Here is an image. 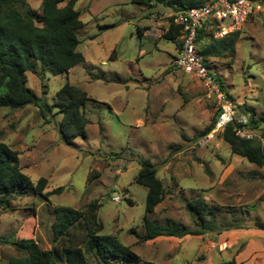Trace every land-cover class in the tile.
Here are the masks:
<instances>
[{
    "label": "rangeland",
    "instance_id": "1",
    "mask_svg": "<svg viewBox=\"0 0 264 264\" xmlns=\"http://www.w3.org/2000/svg\"><path fill=\"white\" fill-rule=\"evenodd\" d=\"M27 2L40 10L42 0ZM254 3L256 11L242 27L236 51L211 56L208 62L237 115L255 111L259 118L264 116V0ZM75 9L85 22L77 31V50L85 61L68 75L47 72L41 79L27 72L26 84L50 103L68 80L86 91L88 135L67 144L56 108L47 117L35 105L0 108V141L18 151L23 172L34 185L40 178L48 180L43 194L63 187L49 197L31 191L15 199L12 209L0 212V237L15 233L50 249L55 208L87 212L96 200L103 223L100 234L117 236L144 261L218 264L254 248L250 262L264 264L259 243L264 238L256 234L237 241L225 236V248L220 246L224 238L220 243L213 239L264 224V168L234 154L220 134L202 135L219 104L202 81L173 64L177 46L163 35L174 10L133 0H78ZM138 27L144 29L143 36ZM254 130L261 133V128ZM142 159L156 165L165 189L149 218L161 225L201 228L198 212L189 207L201 198L212 207L207 215L211 230L181 241L165 236L142 241L132 232H144L147 187L136 182ZM114 196H120V202H114ZM208 246L213 249L210 255ZM21 255L13 245L0 242V264ZM89 259L97 264L91 255Z\"/></svg>",
    "mask_w": 264,
    "mask_h": 264
},
{
    "label": "trees",
    "instance_id": "2",
    "mask_svg": "<svg viewBox=\"0 0 264 264\" xmlns=\"http://www.w3.org/2000/svg\"><path fill=\"white\" fill-rule=\"evenodd\" d=\"M77 1L42 0L40 10H35L27 0H0V108L20 109L35 105L44 117L56 108V112L62 115L59 131L67 144H74L77 138H86L88 135L87 126L91 123L85 114L86 104L90 100L88 93L68 80L57 91L54 103H50L27 86L26 74L32 72L41 79H44L47 72L68 75L71 68L85 61L84 55L77 50L80 43L77 31L85 27L79 11L75 9ZM206 1L133 0L135 3L148 5L154 2V6L162 5L174 10L163 38L174 42L177 47L180 46L181 27L172 21L175 13ZM252 17L253 15L250 18ZM215 31V23L210 20L203 21L199 27V53L209 69L211 66L208 58L235 52L242 34L240 29L224 37H215ZM138 33L143 36L144 29L138 27ZM213 75L225 92L220 77ZM218 114L219 109L203 131V136L211 133ZM241 126L238 122L229 124L220 136L234 154L246 158L259 168L264 167V151L260 142L240 138L236 134V128ZM248 126L253 130L261 128L264 136L263 115L257 118L253 111L249 115ZM139 162L141 168L136 182L147 187L146 215L144 232H132L140 240L151 241L163 236L183 238L188 235H203L207 229L211 230L207 215L212 213V207L201 198L189 203V207L199 214L201 228L191 229L186 225H161L153 222L148 214L163 200L165 189L157 176L156 165L145 159ZM47 182L43 177L34 185L22 170L18 151L0 141V212L12 209L15 199L31 191L43 194ZM62 191L63 187H58L43 195L49 197ZM99 205L98 201H92L87 212L69 206L56 207L52 225L54 245L50 249H43L34 239L18 238L15 233L0 237V242L11 244L22 253L21 256L12 257L9 264H90L89 255L95 258L97 264H156L144 261L117 236L100 234L103 223L96 213ZM256 228L264 230V224L259 223ZM218 264L238 263L232 258Z\"/></svg>",
    "mask_w": 264,
    "mask_h": 264
},
{
    "label": "built area",
    "instance_id": "3",
    "mask_svg": "<svg viewBox=\"0 0 264 264\" xmlns=\"http://www.w3.org/2000/svg\"><path fill=\"white\" fill-rule=\"evenodd\" d=\"M255 11L256 5L253 0H207L201 5L175 13L172 21L181 27V36L180 46L176 48L174 65L202 81L209 90V96L215 95L218 100L219 114L209 136L215 137L223 133L229 124L238 122L242 126L236 128V134L242 139L259 141L264 151V136L248 126L249 116L237 115L234 102L221 89L198 48L199 27L203 21L214 22L215 37H224L242 29ZM112 200L120 202L121 198L114 196ZM222 245L223 248L227 246L225 242L220 244L221 248Z\"/></svg>",
    "mask_w": 264,
    "mask_h": 264
},
{
    "label": "crops",
    "instance_id": "4",
    "mask_svg": "<svg viewBox=\"0 0 264 264\" xmlns=\"http://www.w3.org/2000/svg\"><path fill=\"white\" fill-rule=\"evenodd\" d=\"M248 234H256L261 239L264 238V230L257 228V229H254V230L252 229L251 231H250V229L249 230H246V229L245 230L244 229H235V230L229 231L228 233L227 232H223V233H219L217 235H214L213 239L217 243H220V241L224 238L223 242H225L226 245L228 246L229 241L225 238V236H229L231 239H234V240L237 241L240 238H248V236H249ZM188 236H190V235H188ZM194 237H201V235H197V236H194ZM183 238H176V239L181 241ZM259 243H260L261 247H264V242L263 241H260ZM220 244H222V243H220ZM207 248L209 250L208 251V255H210V252H213V249H211V247H209V246ZM253 249H251V251H249L246 256H244L243 252H240V253L236 254L235 255L236 262L238 264H255V263H251L250 260H249V259H252V256L255 255L256 250H253ZM210 264H212V262H210Z\"/></svg>",
    "mask_w": 264,
    "mask_h": 264
}]
</instances>
